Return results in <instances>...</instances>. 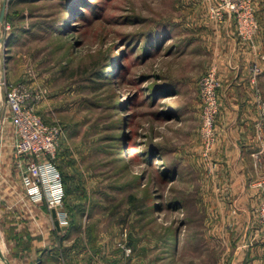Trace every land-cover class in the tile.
I'll list each match as a JSON object with an SVG mask.
<instances>
[{
	"label": "rangeland",
	"instance_id": "obj_1",
	"mask_svg": "<svg viewBox=\"0 0 264 264\" xmlns=\"http://www.w3.org/2000/svg\"><path fill=\"white\" fill-rule=\"evenodd\" d=\"M217 1L0 0L1 79L45 89L38 111L59 132L65 260L239 264L251 243L264 258L260 195L256 203L248 196L264 175V0H252L251 40L230 13L211 17ZM145 40L161 48L144 56ZM211 66L220 87L206 155L198 83ZM247 96L256 145L227 154L220 133L235 129ZM236 153L243 167L222 162Z\"/></svg>",
	"mask_w": 264,
	"mask_h": 264
},
{
	"label": "built area",
	"instance_id": "obj_2",
	"mask_svg": "<svg viewBox=\"0 0 264 264\" xmlns=\"http://www.w3.org/2000/svg\"><path fill=\"white\" fill-rule=\"evenodd\" d=\"M209 13L218 21H222L225 15L230 13L235 19L238 34L244 40H251L256 31L257 19L252 0H218L216 4L211 5ZM252 71V80L255 82L256 76L261 72L257 61L253 63ZM0 85L16 131L14 152L18 158L25 159V162L19 163L23 195L34 203H44L49 209L56 210L59 224L67 227L70 222L64 208L65 187L62 173L55 161L59 132L56 127L47 124L38 111L46 90L7 81L6 78L0 80ZM219 87L217 68L211 66L198 83L199 96L203 103L202 137L206 155L215 143L213 125L218 106ZM258 127L264 141L263 107ZM262 153H264V144L258 151L260 156ZM251 185L260 195L257 211L264 233V175L257 177Z\"/></svg>",
	"mask_w": 264,
	"mask_h": 264
},
{
	"label": "crops",
	"instance_id": "obj_3",
	"mask_svg": "<svg viewBox=\"0 0 264 264\" xmlns=\"http://www.w3.org/2000/svg\"><path fill=\"white\" fill-rule=\"evenodd\" d=\"M5 61V58L0 59L3 77L7 70ZM249 96L241 100L242 113L235 117V129L230 134L220 133L218 146L227 154H231L230 148L236 152L240 148L246 153L256 145L252 129L256 115ZM15 139L16 131L0 85V264H76L63 256L68 250L67 227L59 224L56 210L49 209L44 203H34L23 195L19 163L25 159L16 156ZM237 157L238 153L221 160L227 165L237 162L243 167L244 163L237 161ZM251 187L248 196L256 203L257 190ZM251 245L248 255L247 251L239 255L238 263L264 264V258L257 257V245Z\"/></svg>",
	"mask_w": 264,
	"mask_h": 264
},
{
	"label": "trees",
	"instance_id": "obj_4",
	"mask_svg": "<svg viewBox=\"0 0 264 264\" xmlns=\"http://www.w3.org/2000/svg\"><path fill=\"white\" fill-rule=\"evenodd\" d=\"M71 3V2H70ZM69 3V4H70ZM73 3V2H72ZM74 4V3H73ZM70 6H73L72 4H70ZM83 16L85 11L84 12H81ZM151 44H153V47H151ZM155 44V45H154ZM161 45L160 44H156V43H149L147 40H145L144 42H142L141 44V51H142V54L144 56H149V55H152L154 51L160 49ZM99 71V70H98ZM94 74L96 73L95 71L93 72ZM97 75L98 76H103V72L102 71H99L97 72ZM167 91V90H166ZM59 167V166H58ZM60 169V168H59ZM62 173V172H61ZM165 174V173H164ZM65 186V184H64ZM177 234H174V236L172 237L173 238V242L172 243H176L177 242V239H179V236H176Z\"/></svg>",
	"mask_w": 264,
	"mask_h": 264
},
{
	"label": "water",
	"instance_id": "obj_5",
	"mask_svg": "<svg viewBox=\"0 0 264 264\" xmlns=\"http://www.w3.org/2000/svg\"><path fill=\"white\" fill-rule=\"evenodd\" d=\"M5 6V5H4ZM3 6V8L0 10V21L3 20L4 15H5V7Z\"/></svg>",
	"mask_w": 264,
	"mask_h": 264
}]
</instances>
